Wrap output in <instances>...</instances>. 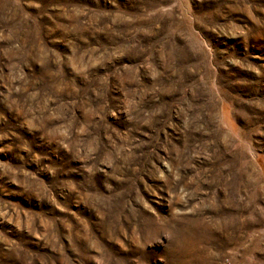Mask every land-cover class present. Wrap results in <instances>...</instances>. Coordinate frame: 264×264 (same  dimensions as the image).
<instances>
[{
	"label": "rangeland",
	"instance_id": "obj_1",
	"mask_svg": "<svg viewBox=\"0 0 264 264\" xmlns=\"http://www.w3.org/2000/svg\"><path fill=\"white\" fill-rule=\"evenodd\" d=\"M0 264H264V0H0Z\"/></svg>",
	"mask_w": 264,
	"mask_h": 264
}]
</instances>
